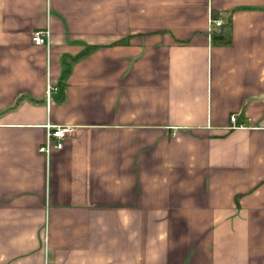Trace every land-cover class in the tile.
Returning <instances> with one entry per match:
<instances>
[{
  "label": "crops",
  "instance_id": "1",
  "mask_svg": "<svg viewBox=\"0 0 264 264\" xmlns=\"http://www.w3.org/2000/svg\"><path fill=\"white\" fill-rule=\"evenodd\" d=\"M0 264H264V0H0Z\"/></svg>",
  "mask_w": 264,
  "mask_h": 264
},
{
  "label": "built area",
  "instance_id": "2",
  "mask_svg": "<svg viewBox=\"0 0 264 264\" xmlns=\"http://www.w3.org/2000/svg\"><path fill=\"white\" fill-rule=\"evenodd\" d=\"M211 24V33L215 29L222 28L224 25V20L223 19H213L211 18L210 21ZM50 41V32L48 29L45 30H38L35 31L32 34V42L33 44L37 46H48ZM53 88L51 86L48 87L47 90V100L50 102L51 99V94H52ZM231 124L233 126H238L237 125V115H231L230 118ZM244 125H239V127H243ZM75 132V127L74 126H48V133H47V138H46V143L40 148V151L43 153H49L51 151L52 147H55L57 149H62L64 144V140L72 135Z\"/></svg>",
  "mask_w": 264,
  "mask_h": 264
},
{
  "label": "trees",
  "instance_id": "3",
  "mask_svg": "<svg viewBox=\"0 0 264 264\" xmlns=\"http://www.w3.org/2000/svg\"><path fill=\"white\" fill-rule=\"evenodd\" d=\"M213 19H219L220 18V15L218 13H213V16H212ZM231 24V16L229 17V21H228V25ZM224 27V26H223ZM222 27V28H223ZM212 39L213 41L215 42H222L224 41V36L221 35L220 33H216L215 31L212 32ZM92 47H89L87 49V51H85L82 55H80L79 57L83 56L85 53L89 52V50H91ZM68 73H69V70H65L64 72V75H63V79L60 81L59 83V89L62 90L61 88H63L64 86V80L66 79V77L68 76Z\"/></svg>",
  "mask_w": 264,
  "mask_h": 264
}]
</instances>
